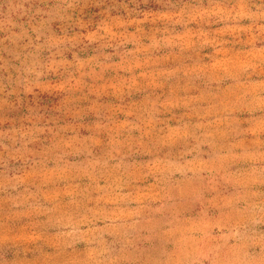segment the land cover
<instances>
[{"label": "rangeland", "instance_id": "rangeland-1", "mask_svg": "<svg viewBox=\"0 0 264 264\" xmlns=\"http://www.w3.org/2000/svg\"><path fill=\"white\" fill-rule=\"evenodd\" d=\"M0 264H264V0H0Z\"/></svg>", "mask_w": 264, "mask_h": 264}]
</instances>
